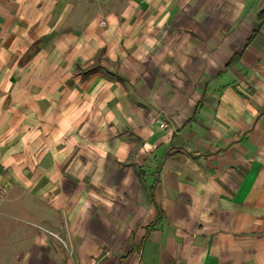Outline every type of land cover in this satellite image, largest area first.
<instances>
[{
  "label": "crops",
  "instance_id": "1",
  "mask_svg": "<svg viewBox=\"0 0 264 264\" xmlns=\"http://www.w3.org/2000/svg\"><path fill=\"white\" fill-rule=\"evenodd\" d=\"M0 187V264H264V0H0Z\"/></svg>",
  "mask_w": 264,
  "mask_h": 264
},
{
  "label": "rangeland",
  "instance_id": "2",
  "mask_svg": "<svg viewBox=\"0 0 264 264\" xmlns=\"http://www.w3.org/2000/svg\"><path fill=\"white\" fill-rule=\"evenodd\" d=\"M4 190V191H2ZM3 192V195L6 193V189L0 187V192ZM9 210V214H14L15 216H20L23 219H28V214H26L25 211H23V209H19L16 206H13L12 208H8L7 205L0 207V240H3L2 237L6 240L10 239L8 238L9 234H14L15 236L18 235L19 233L24 232L23 230L26 229L27 226L24 223V221H20L18 219H9L8 222L3 221V218H6L4 216L1 215L2 212H7ZM14 216V217H15ZM8 231V232H6ZM26 231H28V229H26Z\"/></svg>",
  "mask_w": 264,
  "mask_h": 264
}]
</instances>
